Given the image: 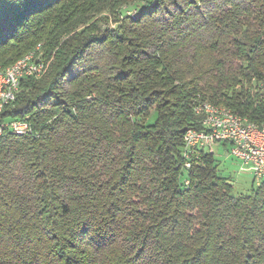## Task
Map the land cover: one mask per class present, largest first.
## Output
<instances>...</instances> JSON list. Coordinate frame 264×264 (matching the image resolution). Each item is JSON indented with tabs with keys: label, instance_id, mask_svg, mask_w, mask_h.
I'll return each mask as SVG.
<instances>
[{
	"label": "trees",
	"instance_id": "trees-1",
	"mask_svg": "<svg viewBox=\"0 0 264 264\" xmlns=\"http://www.w3.org/2000/svg\"><path fill=\"white\" fill-rule=\"evenodd\" d=\"M37 46L0 115L30 127L0 132V264H264V179L184 155L199 101L264 126V0H0V71Z\"/></svg>",
	"mask_w": 264,
	"mask_h": 264
},
{
	"label": "built area",
	"instance_id": "built-area-1",
	"mask_svg": "<svg viewBox=\"0 0 264 264\" xmlns=\"http://www.w3.org/2000/svg\"><path fill=\"white\" fill-rule=\"evenodd\" d=\"M43 57L27 62L20 67V72L7 73L0 76V115L5 106L13 102L21 90L23 78L33 77V70L41 65ZM215 105V104H214ZM195 111L203 115V128H189L184 136V155L186 158L198 154L200 149L211 151L212 146L223 144L229 146L230 156L240 160L245 169L251 171L258 183L264 179V129L251 127V121L236 122L234 119L218 121L214 112L206 111L204 101L195 104ZM4 126L12 131L29 130V124L24 120H13L0 124V132ZM190 166V162H186Z\"/></svg>",
	"mask_w": 264,
	"mask_h": 264
},
{
	"label": "rangeland",
	"instance_id": "rangeland-1",
	"mask_svg": "<svg viewBox=\"0 0 264 264\" xmlns=\"http://www.w3.org/2000/svg\"><path fill=\"white\" fill-rule=\"evenodd\" d=\"M47 62L48 66L46 68V72L51 65V59H47ZM228 147V145L224 146L223 144H216L212 146L211 151L218 160L219 169L222 175L228 177L232 181L234 185V192L237 194L249 193L252 185L257 184L258 180L255 179L251 171L245 169V165L240 160L235 159L228 154Z\"/></svg>",
	"mask_w": 264,
	"mask_h": 264
},
{
	"label": "bare ground",
	"instance_id": "bare-ground-1",
	"mask_svg": "<svg viewBox=\"0 0 264 264\" xmlns=\"http://www.w3.org/2000/svg\"><path fill=\"white\" fill-rule=\"evenodd\" d=\"M42 51L40 50V46H37L35 50L30 51L25 56L20 58L15 63L5 67L3 70L0 71V76H6L7 73H16L20 72V67L24 66L29 61L36 60L37 57H42ZM44 70V60H41V65L37 70H33V76H40ZM204 108L206 111L214 112L216 114L218 121H227L228 119H234L236 122H245L248 121L241 117H239L237 114L232 111L227 110L225 107H217L214 104H211L209 102H204ZM251 127H260L257 124L252 123L251 121ZM264 129V126L262 127ZM17 134H23L26 132V130H19L15 131Z\"/></svg>",
	"mask_w": 264,
	"mask_h": 264
}]
</instances>
